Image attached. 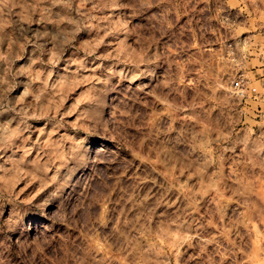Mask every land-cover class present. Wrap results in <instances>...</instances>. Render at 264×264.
<instances>
[{
	"label": "clouds",
	"instance_id": "1",
	"mask_svg": "<svg viewBox=\"0 0 264 264\" xmlns=\"http://www.w3.org/2000/svg\"><path fill=\"white\" fill-rule=\"evenodd\" d=\"M0 264H264V0H0Z\"/></svg>",
	"mask_w": 264,
	"mask_h": 264
}]
</instances>
